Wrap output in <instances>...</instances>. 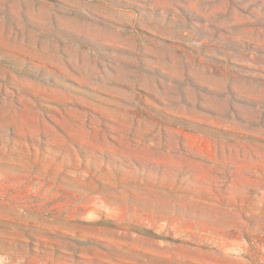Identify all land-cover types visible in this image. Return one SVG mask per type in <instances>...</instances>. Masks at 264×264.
I'll use <instances>...</instances> for the list:
<instances>
[{"label": "rangeland", "instance_id": "obj_1", "mask_svg": "<svg viewBox=\"0 0 264 264\" xmlns=\"http://www.w3.org/2000/svg\"><path fill=\"white\" fill-rule=\"evenodd\" d=\"M0 264H264V0H0Z\"/></svg>", "mask_w": 264, "mask_h": 264}]
</instances>
